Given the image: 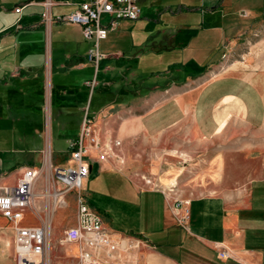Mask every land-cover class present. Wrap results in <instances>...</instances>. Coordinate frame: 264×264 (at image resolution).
<instances>
[{
  "label": "crops",
  "instance_id": "obj_1",
  "mask_svg": "<svg viewBox=\"0 0 264 264\" xmlns=\"http://www.w3.org/2000/svg\"><path fill=\"white\" fill-rule=\"evenodd\" d=\"M43 2L32 0L22 6V13L28 7L41 8V12L29 14V17L39 19L28 28L46 26L42 23ZM220 2L222 0H206L205 8L211 6L212 9L205 11L211 13L210 16L221 13L217 7ZM59 4L65 5L66 2L56 0L55 5ZM78 7L79 4L75 5L71 13ZM227 13L225 17H230L231 13ZM262 15L264 6L261 4L247 11L235 30L223 35L221 48L231 42V38L246 32ZM78 26L83 35L82 27ZM261 26H257V31ZM52 27L53 24L46 26V49H49L50 59L49 63L47 57L43 59L46 61L43 74L46 72L47 81L53 85L51 92L58 90V116L63 122L76 114L82 123L83 114L89 111L103 136L111 134L122 140L120 159L92 160L91 173L85 179L91 178L98 165L99 176L104 178L102 190L112 203L106 208L91 204L101 211L105 225L115 237L123 236L127 243L141 239L137 247L123 253L121 264H264V57L261 54L264 47L261 42L264 41L251 43L248 51L239 54L234 52L224 56L222 49L216 47L212 57L202 54L192 57L191 62L202 65L201 69L205 66L204 75L198 78L187 75L181 84L177 83L175 76H169V67L164 73V82L154 85L159 87L150 93H136L128 88L118 93L105 90L110 95L92 109L83 105L90 88L87 82L92 79L83 73L87 63L82 58L88 55L70 51L65 59L60 55L55 59L51 44ZM187 31L188 27L181 26L165 31L159 37L154 35L153 40L149 39L151 33L146 32L138 36L137 43L146 46L150 56H163L161 53L174 50L185 52L190 44ZM105 57L122 58L124 54L118 52ZM174 66L180 67L178 64ZM56 81L59 84L56 85ZM100 94L103 97L104 93ZM141 138L153 139L160 150L171 147L181 153L185 161L194 158L196 150L204 152V146L230 145V150L224 152L223 174L215 171L208 174L219 179L224 175V181L219 180L218 185L210 182L208 186L192 182L189 185L196 195L185 198H181L174 183L169 192L164 187H142L128 170V166L133 165L131 146ZM217 154H209L211 161L220 162ZM20 161L18 157L5 159L0 153V184L15 185L24 168L33 166L20 164ZM205 172L195 169L189 175L201 177ZM232 176L234 181L243 176H249L251 180L245 187L237 186L229 184L226 178ZM98 194H101L99 190ZM34 196L41 198L36 192ZM177 200L187 202L189 217L185 223L181 221L184 210L176 205ZM30 221L31 214L19 224L32 225ZM15 226L14 221L0 212V264H16ZM73 249L71 246L65 251L66 259L61 264H69L67 258L73 255ZM223 251H227L228 256L220 257Z\"/></svg>",
  "mask_w": 264,
  "mask_h": 264
},
{
  "label": "rangeland",
  "instance_id": "obj_2",
  "mask_svg": "<svg viewBox=\"0 0 264 264\" xmlns=\"http://www.w3.org/2000/svg\"><path fill=\"white\" fill-rule=\"evenodd\" d=\"M29 1L32 0H0V153L5 159L18 157L21 160L20 164L33 165L40 171L35 192L41 198L34 197L36 203L33 200L29 224H43L50 230L46 264L64 262L66 259L64 253L71 246L74 249L73 255L67 258L69 264H80L79 245L65 241L67 229L78 224L76 193L66 192L65 186L56 178L54 170L67 165L71 156V144L80 135L82 123L76 114L65 118L63 122L58 116L56 110L58 90L51 92L53 85L50 80L47 81L46 72L43 74V66H46L43 59L47 57L48 63L50 59L49 49H46L47 28L46 26L41 29L28 28L39 19L37 16L29 17V14L33 11L41 12V8L28 7L22 14L15 11ZM58 1H65L66 4L53 7L54 17L68 16L74 6L84 0ZM205 1L139 0L141 18L119 20L117 27L110 30L107 37L101 40L100 49L105 59L103 58L99 66L90 62L88 57L82 58V61L87 63V69L83 73L97 80L93 91L91 88L87 90L88 96L84 101V107L93 109L100 101L103 102L110 95L105 93V90L118 93L123 88H128L134 89L133 92L136 93L140 91L150 93L159 87L154 85L163 81L164 73L169 67H171L169 76H175L178 84L185 82L187 75L192 78L203 76L205 66L203 65L201 69L202 65L191 62V58L196 55L200 57L201 54L205 57L214 56L216 47L221 48L223 45V35L228 31L233 32L239 22L244 20L247 11L259 4L264 6V0H222L217 6L221 13L210 16L211 13H207L205 9L211 10L212 7L205 8ZM225 13H231V16L225 17ZM106 20L103 18L104 22ZM257 21L258 24L253 25ZM181 26L188 27L187 36L190 39L185 52L174 50L166 54L161 53L163 56H150V50H146V46H138L137 38L141 34L151 33L149 38L151 40L154 35L159 37L163 32ZM257 26H261L258 31ZM51 34L55 59L60 56L65 59L70 51L88 55L87 52L93 46L91 41L83 37L78 25L58 22L53 24ZM230 41L221 48L224 56L248 51L251 43L264 41V15L253 21L246 32L231 38ZM263 43L261 42V45ZM118 52L124 54V57H105ZM261 54L264 57V47ZM175 64L180 67L176 68ZM57 84L59 83L56 81ZM100 92L104 93L103 97ZM125 100L128 101V98ZM84 115L85 113L83 118ZM49 143L50 166L47 162ZM121 147L122 145L117 148L118 153ZM131 147L133 165L128 166V170L139 185L164 187L169 192L174 183L177 186L175 189L178 188L179 195H182L181 198H185L196 195L189 185L192 182L208 186L210 182L218 185L219 180L221 183L224 181V175L219 179L208 174L214 171L223 174L224 152L226 153V149L230 150L231 146L225 144L204 146V152L199 153L196 150V156L186 161L181 153H176L169 146L160 150L155 146L153 139L141 138ZM232 152L231 150L230 153ZM216 153L221 159L220 162L211 161L209 154ZM195 169L206 172L201 177L190 176ZM90 177L83 184L90 203L103 208L111 205L112 201L106 191L102 190L104 178L99 176L98 165ZM226 178L229 184L243 187L251 180L249 176L237 177L236 181L234 176ZM98 190L101 194H98Z\"/></svg>",
  "mask_w": 264,
  "mask_h": 264
},
{
  "label": "built area",
  "instance_id": "obj_3",
  "mask_svg": "<svg viewBox=\"0 0 264 264\" xmlns=\"http://www.w3.org/2000/svg\"><path fill=\"white\" fill-rule=\"evenodd\" d=\"M42 23L50 27L56 22H66L82 27L84 37L92 42L88 59L97 67L104 58L100 42L108 32L117 27L121 19L137 20L142 10L139 0H84L79 7L68 16L54 17L52 7L54 0L43 2ZM24 7L15 9L22 13ZM103 18L107 20L104 22ZM97 84L92 78L87 85L93 91ZM122 140L113 135L103 136L96 128L89 111L85 112L81 133L71 144V156L67 165L54 170L56 178L65 186L66 192L76 193L78 202V224L67 229L65 241L79 245L80 264H121L123 253L137 247L141 239L127 243L125 238L115 237L105 225L104 216L87 198L83 184L91 173V161L108 162L120 159L117 151ZM2 176L0 175V178ZM40 171L33 166H26L15 185L0 184V212L16 223L14 250L16 264H46L47 247L50 230L46 225H21L19 222L31 214L35 185ZM187 202L177 200L176 205L182 207L183 223L189 217ZM228 256L227 251L220 257Z\"/></svg>",
  "mask_w": 264,
  "mask_h": 264
},
{
  "label": "bare ground",
  "instance_id": "obj_4",
  "mask_svg": "<svg viewBox=\"0 0 264 264\" xmlns=\"http://www.w3.org/2000/svg\"><path fill=\"white\" fill-rule=\"evenodd\" d=\"M47 162H48V165L50 166V151H48V154H47Z\"/></svg>",
  "mask_w": 264,
  "mask_h": 264
}]
</instances>
